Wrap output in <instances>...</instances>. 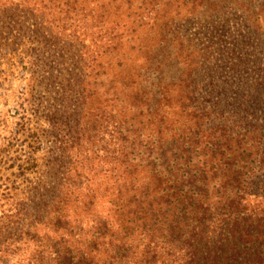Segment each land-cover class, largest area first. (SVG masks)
<instances>
[{
    "label": "trees",
    "instance_id": "obj_1",
    "mask_svg": "<svg viewBox=\"0 0 264 264\" xmlns=\"http://www.w3.org/2000/svg\"><path fill=\"white\" fill-rule=\"evenodd\" d=\"M206 1L0 0V23L61 29L72 70L46 77L50 156L34 214L0 215V264H264V0L236 2L223 62L162 18Z\"/></svg>",
    "mask_w": 264,
    "mask_h": 264
},
{
    "label": "rangeland",
    "instance_id": "obj_2",
    "mask_svg": "<svg viewBox=\"0 0 264 264\" xmlns=\"http://www.w3.org/2000/svg\"><path fill=\"white\" fill-rule=\"evenodd\" d=\"M234 1L207 0L197 11L191 10L188 2L179 7L172 4L162 13V18L178 23L179 35L193 39L197 45H207L214 60L223 62L233 54H240L238 49L246 41L241 32L247 13L245 7L236 3L241 0ZM254 1L258 6L263 0ZM204 10H209L212 17L204 15ZM148 23L147 19L133 14V35L138 40L141 34L148 36ZM261 23L263 27L264 20ZM60 30L54 26L40 29L30 19L20 16L0 23V215L34 214L26 207L33 208L37 201L35 193L41 185L52 139L42 115L41 100L52 86L60 84L52 80L47 83L46 77L61 75V82H66L68 72H72L64 41L58 42L47 35L58 34ZM177 44L175 49L179 48ZM111 128H101L92 136L108 139ZM110 145L116 146L112 142Z\"/></svg>",
    "mask_w": 264,
    "mask_h": 264
}]
</instances>
